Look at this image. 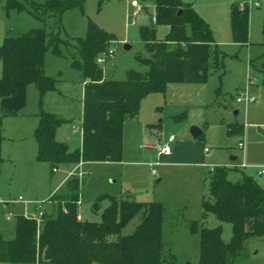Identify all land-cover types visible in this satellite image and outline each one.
<instances>
[{"label":"rangeland","instance_id":"rangeland-1","mask_svg":"<svg viewBox=\"0 0 264 264\" xmlns=\"http://www.w3.org/2000/svg\"><path fill=\"white\" fill-rule=\"evenodd\" d=\"M32 1L45 3L47 0ZM138 1L142 10L134 16L135 8L130 0H83L82 7L75 5L63 12L60 28L54 15L45 14L43 10L36 14L30 3H25L21 9H8L6 2L0 0V45L8 35L40 27L54 32L60 28L61 37L69 41L68 45L61 44L62 55L56 54L53 47L45 55L44 72L56 80L54 89L41 95L38 87L30 84L22 111L24 116L3 115L0 108V197L10 202L8 208L0 204V236L5 239L14 237L16 218L24 212V203L13 201L21 197L28 203L30 212L36 211L38 203L42 210L51 211L48 195L56 190L55 185L72 167L71 163H62L55 172L48 161L38 159L35 129L41 110L69 121L58 128V140L65 141L72 149L80 145V133L75 128L83 116L84 80L81 71L72 65L73 39L85 36L89 20L113 33L115 39L109 48L113 49L114 55L106 57L101 66L106 77L122 80L129 70L146 72L148 69L141 60L150 55L141 26L154 24L157 39H164L169 32V25L153 22V1ZM234 1H245L249 5L250 43H236L231 27L227 34L213 35L223 70L216 68V57L211 53L206 81H171L165 92L146 95L141 100L137 117L124 123L122 160L85 162L80 170L75 167L73 175L68 177L77 176L82 180L83 204L79 211L84 219L100 220V214L94 212L92 204L104 193L124 197L131 194L139 201L162 202V238L165 249L172 250L175 255L174 264L199 263L200 236L199 232L192 231L190 223L203 216L202 201L208 194V176L214 167H230L232 180L239 179L242 174L250 175L264 188V174H257L254 167L264 166V85L260 72L264 53V0ZM191 2L208 15L211 2ZM251 62L252 66L249 65ZM2 68L0 60V76ZM252 72L254 76L250 77ZM239 96L251 97L254 101L238 103ZM235 110L238 115L234 114ZM235 123L243 125V130L229 133V126ZM192 126L201 129L198 138L193 137ZM171 134L176 138L171 147L177 152L172 157H158L156 150L151 149L152 143L157 139L166 140ZM242 140L246 144L245 151L238 146ZM177 145L180 146L177 148ZM205 148L209 151L205 152ZM244 158L253 166L241 169L239 166ZM149 159L159 160L153 166L157 170L156 176L146 163ZM108 202L104 200L102 207ZM140 220L141 214L136 215L123 229V234L131 233ZM220 224L223 239L229 241L232 235L230 223L219 221L213 214L205 219L207 226ZM233 264H264V235L248 238Z\"/></svg>","mask_w":264,"mask_h":264},{"label":"trees","instance_id":"trees-1","mask_svg":"<svg viewBox=\"0 0 264 264\" xmlns=\"http://www.w3.org/2000/svg\"><path fill=\"white\" fill-rule=\"evenodd\" d=\"M8 9H21L30 3L36 14L43 10L54 15L61 28L63 12L83 0H4ZM103 1V0H101ZM156 24L169 25L164 39L156 38L155 25H142V38L149 57L141 60L146 72L129 70L125 79L105 76L97 58L114 42V34L89 20L86 34L74 38L72 65L85 81L81 146L56 138L57 129L69 121L41 110L35 129L37 157L54 168L59 164L122 160L123 126L136 118L141 100L152 92H165L171 81L204 82L210 69V54L215 65L223 70L209 23L183 0H152ZM181 11L180 13H178ZM153 21V22H154ZM232 37L242 45L250 43V9L247 2H233L230 7ZM57 32L32 28L27 32L5 37L0 45V108L3 115H16L26 105L27 88L35 84L41 95L55 88L56 80L44 72L45 55L50 47L62 55L61 44H69ZM264 32V28H263ZM260 69L264 85V53ZM252 66V62L250 63ZM254 72L250 75L253 76ZM243 130L231 124L229 133ZM53 168V169H54ZM230 167L216 166L209 173L208 194L202 201L203 216L190 227L199 232L198 264H233L242 253L246 240L264 235V188L250 175L229 177ZM80 179L72 176L64 188L52 196L54 210L44 212L42 222L24 215L17 216L14 237L0 236V262L27 264H174L172 250L165 249L162 238L164 207L160 201H139L131 196L100 194L92 204L100 220L79 217ZM63 196H59V195ZM55 197V198H54ZM108 204L102 207V202ZM138 214L141 220L135 229H123ZM213 214L219 221L231 224L229 241L223 239V226H207L205 219Z\"/></svg>","mask_w":264,"mask_h":264},{"label":"crops","instance_id":"crops-1","mask_svg":"<svg viewBox=\"0 0 264 264\" xmlns=\"http://www.w3.org/2000/svg\"><path fill=\"white\" fill-rule=\"evenodd\" d=\"M183 1H186V2H189V3H191L192 4V0H183ZM195 1H198V0H195ZM202 2H204V3H210V4H208L209 5V8H208V11H207V14L208 15H206V14H204V13H202V12H200L196 7H194V5L192 4V6L194 7V9L198 12V14L203 18V19H205L208 23H209V25H210V28H211V30H212V34L214 35V36H216V37H218V36H220L222 33L224 34H227V32L228 31H230V27H231V21H230V18H229V15H230V7H231V4L233 3V2H238V1H234V0H201ZM239 2H245V1H239ZM255 4L256 5H258V2H255ZM155 19H154V17H153V21H154ZM231 32H232V29H231ZM213 36V37H214ZM219 42H221V41H219ZM215 43H217L216 41H215ZM262 59H263V57H262ZM250 65V64H249ZM251 66V65H250ZM253 76H254V74H253ZM250 77H252L251 75H250ZM84 91H85V81H84ZM253 102V101H252ZM252 102H250V103H252ZM238 103H241V102H238ZM24 109V108H23ZM23 109H22V111H23ZM20 112V113H18V114H16V115H22V116H24V115H26V114H24L23 112ZM237 111V112H236ZM236 112V113H235ZM234 114L235 115H238V110H235L234 111ZM80 124H81V122L79 123V125L75 128V129H77V132H79L80 133V145L79 146H81V143H82V130H81V126H80ZM68 125V124H67ZM58 130V129H57ZM56 133H57V131H56ZM202 134V133H201ZM200 134V135H201ZM199 135V136H200ZM198 136V137H199ZM197 137V138H198ZM36 138V137H35ZM60 141H62V140H60ZM163 141H165V140H161V139H157V140H155V142L154 143H152L153 145H152V148L151 149H154V151H155V148H154V145L155 144H157L158 142H163ZM175 141H176V139H175ZM175 141H173L172 143H174ZM65 142V141H64ZM240 142H243L244 143V147L243 148H241L242 150H244L245 151V147H246V144H245V141L244 140H242V141H240ZM239 142V143H240ZM171 143V144H172ZM180 145H177V148L179 147ZM238 146H239V144H238ZM240 148V147H239ZM205 151V150H204ZM175 152H177V149L176 150H173L172 149V153L170 154V155H163V156H165V157H172V156H174V153ZM205 152H208V151H205ZM158 156V155H157ZM156 156V157H157ZM163 156H161V157H163ZM233 160H235L236 159V157L235 156H232L231 157ZM156 161H159L158 159L157 160H155V159H149V160H147L146 161V163L149 165V166H151L150 165V163L149 162H156ZM101 162H106V161H101ZM108 162V161H107ZM109 162H114V161H109ZM174 162H177V161H174ZM243 162H245L246 163V166H244V167H242V166H239V167H241V169H244V168H247V167H251V166H253V165H251V164H249V163H247V161L245 160V158H244V160H243ZM242 162V163H243ZM85 163V162H84ZM83 162H80L78 165H76V164H72V167L69 169V171H68V174H67V176L66 177H64L57 185H55V188H56V190H54V191H52L51 193H50V195H48L49 197H48V200L51 202V211H49V212H52L53 210H54V202H53V200H52V196H53V194L54 193H56V192H58V191H60L61 190V188L64 186V184H65V182H66V180L68 179V177L69 176H71V175H73V169L76 167V168H79V170H80V166L81 165H83L84 164ZM254 167H256L257 168V174H259L258 173V170L260 169V165H258V166H254ZM156 169V168H155ZM55 172H56V170H57V168H54L53 169ZM70 172H72V174L70 175ZM81 172V171H80ZM156 172H157V170H156ZM151 173H152V166H151ZM264 174V173H263ZM263 174H259V175H263ZM154 175V174H153ZM156 175H157V173H156ZM155 175V176H156ZM82 178H83V174H82ZM160 180V179H159ZM158 180V181H159ZM128 196H131V197H133L131 194H128ZM1 198V197H0ZM19 198V197H18ZM134 198V197H133ZM2 199V198H1ZM5 203H3V202H0V204H2L3 205V207L4 208H8L9 207V203L10 202H8V201H4ZM13 202H23L24 203V207H23V209H24V212L21 214V215H24L25 216V213H26V210H27V212L28 213H34V214H38L40 211L41 212H46V211H44V210H42L41 209V205L38 203L37 205L38 206H36L35 208H36V211H32V212H30V210H29V206H28V203L27 202H25V201H23V199L21 200V201H13ZM12 202V203H13ZM83 204V202H82V200H81V196H80V199H79V210H80V206ZM10 216H11V214L10 215H8V218H10ZM18 216H20V215H18ZM79 217L80 218H84L83 217V214L79 211ZM0 264H12V262H0Z\"/></svg>","mask_w":264,"mask_h":264},{"label":"built area","instance_id":"built-area-1","mask_svg":"<svg viewBox=\"0 0 264 264\" xmlns=\"http://www.w3.org/2000/svg\"><path fill=\"white\" fill-rule=\"evenodd\" d=\"M132 7H134V11H133V15L134 16H138L139 12L142 10V7L140 6V3L138 0H130ZM114 53H113V49L109 48L108 50H106L105 52H103L101 55L98 56L97 58V63L99 65H103L105 63L106 57H113ZM238 102H245V103H250L252 101H254V98L251 97H245V96H239L237 98ZM175 136L173 134H171L165 141L163 142H158L157 144L154 145V148L157 152L158 157L163 156V155H170L172 153V147H171V143L173 141H175ZM239 147L243 148L244 147V143L240 142L239 143ZM205 151H209L207 148H205ZM150 165L156 166L159 161L156 162H149ZM242 167L246 166V163L243 162L241 163ZM156 169L153 167L152 168V174L156 175ZM259 174H263L264 173V166H260V169L258 170ZM72 174V172H70V175ZM22 198L19 197L17 199H15L14 201H21ZM0 202H4L3 199L0 198ZM25 216L28 218H33L37 221L38 226L41 224L42 222V216H43V212H39L38 214H34V213H28L26 210Z\"/></svg>","mask_w":264,"mask_h":264},{"label":"water","instance_id":"water-1","mask_svg":"<svg viewBox=\"0 0 264 264\" xmlns=\"http://www.w3.org/2000/svg\"><path fill=\"white\" fill-rule=\"evenodd\" d=\"M181 11H179L178 13H180ZM126 48H129V45H126L125 46ZM237 112V111H236ZM235 112V113H236ZM191 133H192V135H193V137L194 138H197L201 133H202V131H201V129L200 128H198L197 126H192L191 127Z\"/></svg>","mask_w":264,"mask_h":264}]
</instances>
